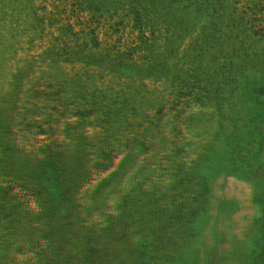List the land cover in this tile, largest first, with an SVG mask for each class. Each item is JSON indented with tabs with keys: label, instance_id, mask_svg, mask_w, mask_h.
Returning a JSON list of instances; mask_svg holds the SVG:
<instances>
[{
	"label": "trees",
	"instance_id": "16d2710c",
	"mask_svg": "<svg viewBox=\"0 0 264 264\" xmlns=\"http://www.w3.org/2000/svg\"><path fill=\"white\" fill-rule=\"evenodd\" d=\"M5 39L10 65L25 59L29 79L53 85L69 128L60 121L39 136L52 151L40 168L56 177L42 198L45 228L8 216L38 237L40 259L13 258L11 233L2 264H175L165 248L174 231L201 228L184 229L182 209L199 203L206 214L225 180L169 114H244L238 131L253 130L234 140L261 145L264 158V0H0ZM160 141L165 149L151 147ZM258 231L240 264L264 257ZM219 254L201 261L191 251L186 264H216Z\"/></svg>",
	"mask_w": 264,
	"mask_h": 264
},
{
	"label": "rangeland",
	"instance_id": "374dc122",
	"mask_svg": "<svg viewBox=\"0 0 264 264\" xmlns=\"http://www.w3.org/2000/svg\"><path fill=\"white\" fill-rule=\"evenodd\" d=\"M4 41V45L0 42V252L2 247L8 249V237L13 233L18 238V243L8 251L14 255L13 258L23 262V259L30 258L29 255L33 256L34 260L40 259L38 253H33L38 244V237L28 232L21 221L11 220L8 216H28L34 219L39 228H45V222L42 223L40 217V213L47 212L42 198L45 199L47 183L51 185L56 177L40 168L39 156L50 157L52 151L45 146L46 142L40 141L39 136L44 132L42 127H49V131L58 133L60 121L65 129L69 126L67 117L58 114L61 108L53 95V85L39 78L38 73L32 80L29 79L26 67L28 62L25 59L19 60L14 66L10 65L12 54L7 40ZM41 64L46 66L44 63L34 62L37 67ZM193 104H197V101ZM42 112L53 114H37ZM243 116L244 114L197 112L169 114L173 122H181L179 131L182 130L191 141H200L206 152L202 155L207 162L210 158L213 161L209 172H215L213 167H216L217 174L223 172L225 180L223 187L216 188L218 193L210 199L208 206L211 207L206 214H198L199 203L197 210L192 204L190 211L182 209L184 229L191 228L196 223H199L201 228L193 235H189L188 230L180 233L178 230L174 231L173 239L165 248H169L168 253L172 255L170 258H176L175 264H186L189 252L196 250L200 252L201 261L204 258L209 260L215 248L219 249L220 253L216 264H240L239 260L246 261L245 257L250 256L247 253L251 252V247L249 246V251L245 249L248 248V243L255 239L256 232H264V189L256 190L264 183V158L259 156L261 152L257 151L261 150L262 146L258 145L255 149L246 138L244 142L242 138L241 143L235 142V133L241 131L248 135L247 132L253 130L247 122L245 128L238 131L236 125L239 120H243ZM170 130L177 132L172 127ZM161 138L155 134L152 141H159ZM164 138L165 144L166 140L167 143L170 141V137L169 140L166 136ZM49 143L56 145L52 140ZM162 144L164 145L162 141L152 142L151 147L159 151L164 148ZM12 149L14 151L9 153ZM54 158L52 162L58 163ZM203 167L206 168L205 165ZM202 172L206 170H200L199 174ZM33 229L37 231L36 227ZM51 233L56 239L59 238L55 234L56 230ZM223 233H226L225 236H222ZM5 261L0 256V264ZM259 262L264 264V257Z\"/></svg>",
	"mask_w": 264,
	"mask_h": 264
}]
</instances>
